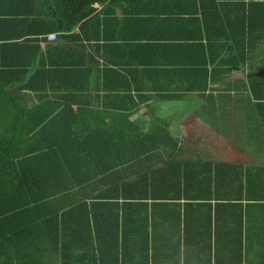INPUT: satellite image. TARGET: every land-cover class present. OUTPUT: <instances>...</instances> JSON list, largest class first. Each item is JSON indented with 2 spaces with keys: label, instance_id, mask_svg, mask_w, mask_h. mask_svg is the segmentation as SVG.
<instances>
[{
  "label": "trees",
  "instance_id": "16d2710c",
  "mask_svg": "<svg viewBox=\"0 0 264 264\" xmlns=\"http://www.w3.org/2000/svg\"><path fill=\"white\" fill-rule=\"evenodd\" d=\"M111 1L0 0V259L10 258L0 264H28L45 237L63 264H124L127 239L141 248L150 207L190 199L160 151L165 139L175 142L172 120L160 114L173 105L152 104L142 93L170 87L132 86L105 54L142 45L94 33L101 24L95 5ZM196 1L202 29L220 42L210 63L239 67L264 44V0ZM8 25L14 32L7 34ZM50 33L57 38L48 40ZM17 93L32 94L35 103L29 107ZM144 108L151 130L133 120Z\"/></svg>",
  "mask_w": 264,
  "mask_h": 264
},
{
  "label": "crops",
  "instance_id": "0c3cea01",
  "mask_svg": "<svg viewBox=\"0 0 264 264\" xmlns=\"http://www.w3.org/2000/svg\"><path fill=\"white\" fill-rule=\"evenodd\" d=\"M95 8L101 15L95 34L121 46L142 45L110 49L105 57L111 70L134 87H170L142 93L152 104L173 105L160 114L172 120L175 142L165 139L160 151L175 164L168 169L174 181L181 179L184 198H190L150 207L141 248L133 249L137 244L127 239L124 264H264V102L258 100L264 89V44L239 67L214 65L208 57L219 53L220 42L202 29L196 0H112ZM14 29L8 25L7 34ZM172 61L187 65H169ZM17 96L29 107L35 103L32 94ZM190 118L186 130L183 123ZM133 120L144 130L152 128L146 108ZM206 193L212 197L205 203L192 199ZM40 245L41 253L35 249L26 256L28 264H63L49 237ZM0 260L10 263L8 256Z\"/></svg>",
  "mask_w": 264,
  "mask_h": 264
},
{
  "label": "built area",
  "instance_id": "2783aa9c",
  "mask_svg": "<svg viewBox=\"0 0 264 264\" xmlns=\"http://www.w3.org/2000/svg\"><path fill=\"white\" fill-rule=\"evenodd\" d=\"M56 37H57L56 33H50V34L48 35L49 40H55Z\"/></svg>",
  "mask_w": 264,
  "mask_h": 264
}]
</instances>
